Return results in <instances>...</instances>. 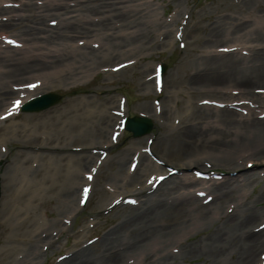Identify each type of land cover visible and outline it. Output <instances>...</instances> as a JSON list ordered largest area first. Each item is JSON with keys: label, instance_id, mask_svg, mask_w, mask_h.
I'll list each match as a JSON object with an SVG mask.
<instances>
[{"label": "rangeland", "instance_id": "obj_1", "mask_svg": "<svg viewBox=\"0 0 264 264\" xmlns=\"http://www.w3.org/2000/svg\"><path fill=\"white\" fill-rule=\"evenodd\" d=\"M17 1L22 2L25 0H12L8 2L16 3ZM53 1L55 0H29L32 7L40 10V12L48 14L46 15V19L51 17V15H49L50 12L45 11L46 3L48 2L52 4ZM84 1L85 0H60L58 2L84 3ZM109 1L112 3L114 2L113 6L124 7V9L131 7L130 5H134L132 7L140 9L136 10V13H134L135 10L124 13L133 14L129 17V19H134L133 23H137V31L134 28L117 29L115 27L111 28L113 31L115 30L114 32H112L111 29L102 31L96 30V35H91L86 38L79 36L69 38V44L75 45H77L76 43L87 41V39H96L97 46H95V44H90L92 46L78 45V51L87 52L91 50L94 53H100L99 56L105 58L96 57L92 61L87 60L90 65H84L85 67L83 66L80 73L74 74L77 72L75 69L70 74H74L73 77L70 76L61 81L54 82L50 89L51 91L59 93L61 96L59 101L52 107L61 105L65 100L75 98L80 102V104H84L85 107L89 104L91 109H94V107H92L94 105L93 103H87L86 99H92L93 102L109 100L111 107H115L117 99L124 96L127 103L126 114L132 115L143 112L151 115L155 109L153 103V99H155L158 101V106L155 111L157 115L154 117L150 116L153 121V126L150 128V132L143 134L141 137H131L130 133L125 131L122 135L117 136L118 141H116L117 137L115 140L111 139V136H109L112 129L111 125L113 123L115 124V120L113 122L110 120L104 128L101 130L98 129L97 131L102 138L95 137L97 132L96 130H93L86 135L88 140L83 141L86 142V144H79L76 142L72 145L73 151L82 154L89 153L93 156L90 160L86 161L84 165L76 169L78 176H80V180L76 183V185L78 184V187L72 195V201L66 202L63 196H57L55 192H50L45 196V203L38 205L34 209V215L38 216L42 222H46L45 224L48 227L45 230L46 235L44 237V241L38 243L36 242L33 245V249L35 251H39L40 254L37 258L30 260L25 259L24 262H21L25 258L24 251L17 248V251L20 252L16 254V262L18 264H58L61 260L57 261V259L62 258V256L70 255L66 258L69 259L73 254H78V251L82 250L84 253H87V255L93 258L101 252L102 247H100V240L102 236L110 229L114 227L118 228V226L123 222L121 221L122 216H124L128 210L129 212L137 210L146 197H158L159 199H166L163 201L166 205L174 207L177 210L181 209L179 213L173 214L174 221L180 220L182 215L190 214L194 217V221L192 222L194 225L192 226V224H186L181 234L170 237L162 245L160 243L151 244L154 243L152 241L155 239L150 240L145 246L140 248L141 255L139 256L143 257L146 253H149V256H151L164 251L170 252L174 257V259H168V264H209L204 255L197 256V254H194L191 257L187 256L181 258V252L188 244L195 243V246L205 248V243H203L205 236L213 232L214 229L224 225V223L226 224L225 220L227 219V214L241 213L244 208H241L242 206L235 200H230L231 203H221V210L218 212L220 216H217L216 213L213 214L215 215L214 217L213 215L209 217L206 210L212 206L214 200L211 199L208 203L203 204L201 203L203 198L198 197L193 193L198 187H200V185L202 186L203 182L187 183L186 187H188V192L186 193L188 194L182 196L183 194L179 193L180 198L177 196V192L171 193L169 191H164V185L166 184L165 181L167 179L160 183L155 190L146 192V189L144 188V192L141 193L140 187L144 184L147 176L154 174V171L148 169L142 171V169H138V165L135 166L134 171H131V169L129 170L128 168V164L130 161L140 159L141 154L134 155L139 151H136V147L141 150L145 147L147 139H151V151L154 152L156 156H165L169 159V161H167L168 165L174 166L175 163L178 162L177 158L179 156L177 153L168 148L160 149L157 142V140L161 138L162 134L168 132L169 129L176 132V128L179 126L183 124H194L196 122L195 126L199 125L196 127L201 129L199 132L203 136H217V133L224 135V133L232 130V127H235V122L232 124H226L222 122V119H217L221 112L226 110L234 111V115L233 117H230V119L237 121L241 119L249 120L254 118L259 114L260 110H263L264 93L260 92V90L264 89V84L252 81L249 84L250 88L255 94L261 95L262 99L257 100L254 98H247L245 99L246 102L240 106V109H236L235 107L227 106L217 107L203 105L200 103L201 101L199 99L205 97L202 99L215 101L219 100V102L232 103L233 101L241 100L239 98L241 96L239 89H235L233 86L226 84H221L218 86V89H221L220 94L217 92H207L200 88L197 90L191 82V77H193L195 71L202 68L204 64L217 60L213 59L209 61V59L213 57L232 55L235 58H245V63L248 64L252 63V56L254 54L262 57L263 54H260V52L261 50L264 51V42L262 41L259 44L257 40H254L253 36L256 34L255 31H259L264 28V22L260 21V17H264V0ZM8 2H3V5ZM25 8L26 6L21 4L20 7L2 9V11H0V26L5 25L8 22L6 19H1L6 15H16L19 13L23 15L29 14L30 11ZM66 8L69 12H66L65 9L60 10V13H63L61 17L66 18V16H68L67 18H70L71 15H76L79 11V5L75 4L69 5ZM6 10L9 11L7 12ZM99 15L100 14H94L92 16L97 17ZM23 20L27 21L26 18ZM16 22L17 21H15L14 26L17 24ZM46 22L47 20H45V23H42L41 25H45ZM57 25L58 24L51 27V29H58ZM179 28L182 30L180 32L183 34V46L179 47V42L176 40L174 43L169 45L170 41L172 42L173 40V31ZM6 29L7 28L3 30ZM127 30H132L133 32H127ZM169 31H172V33H168ZM5 32L6 35L10 34L8 31ZM118 32L120 34H116ZM162 33L167 34L166 44H162L161 37L159 39V34ZM214 33H217L218 35L214 36ZM42 34L43 33H40L39 35ZM132 36H139L140 39L144 40L145 49H136L135 46H133V43L129 41ZM0 40H2L1 36ZM22 42L24 44V48L21 49L3 46L0 43V49L5 51L2 54L7 53L12 57H15L33 52H44L43 49L41 51L32 50L34 48L31 47H35V45L38 46L37 48L42 47V44L38 41L32 42V40L23 38ZM115 42H119L120 47H117L114 53L120 52L122 54L119 56H109L107 58L108 49L111 50L116 47ZM235 42L239 44V47L243 46L246 49H242L241 51V49L239 50L238 48L237 50L229 53L216 52L218 47ZM48 46L54 47L52 44H49ZM250 46L251 48H248ZM55 47H58V45ZM243 51L245 53H242ZM77 57L78 56L76 54L73 57H70V59L73 58V60H76ZM126 60L133 61V63L132 65L128 64V67L131 68L127 69L123 73L121 71H116L114 74H109L110 71H105L107 69H103L104 67H110L113 64L115 65ZM158 62L164 64L162 74V80L164 83L159 94L154 91L153 83L151 81L149 82L148 88L145 87V83L142 85V81L147 79L148 75L152 72L153 64ZM240 70L242 72L247 69ZM82 71H84V73ZM36 77L42 81L43 85L40 87L47 86L46 83L43 82L40 71H33L25 74L24 76L18 75L15 76L14 79L10 76L6 79L10 81L9 84L11 88V86L14 85L13 83L36 80ZM73 89H75V91H73ZM11 97L12 96H10V98ZM10 98H7L4 101L5 104L3 103L0 105V111H4L7 104L11 101ZM143 104L147 107L144 108ZM191 106H193V109H190ZM197 106H203L199 109V113L202 112L204 113L203 116L209 117L202 119L204 121L200 123L195 121V119L194 121H186L184 119L182 121V118H184L183 116L186 115V109H190L189 111L191 114L196 115L197 112L195 108ZM160 111H166L165 116L160 114ZM41 112L42 110L33 112L21 111V113L14 118L7 119L5 121L2 120L0 126H7L8 129L11 125H13L12 128L15 130V128L22 122L25 114ZM237 127L239 128H236L235 131H238V142L241 141L240 144L244 145L238 146L239 144H237L235 146H238L236 150H245L250 146L253 147L254 143H259L260 145L263 143L264 136L257 137L255 132L249 129L245 130L246 128L242 129L240 126ZM168 143L170 148H174L176 144H178V140L175 136L171 135ZM22 144H24V142L19 140L18 137H15L14 135L13 138L10 137L7 138V140L2 138L0 140V158H3L0 163V175L15 153L25 157V159L30 158V156L26 155V153H19L20 150L21 152L25 150V148L22 147ZM84 146H87L86 149H84ZM133 147H135V150H133ZM68 154L69 152L66 151L62 153V156L64 157V161L67 159L66 162H69V169L73 170L75 168L72 166ZM119 155L123 157L121 167H114L115 165H112V162H114ZM236 158L238 162L237 167H233L231 164L223 165L221 163H212L208 158L201 159L198 164L188 163L187 167L182 168L183 173L186 172V175L189 176L185 181H189V178L191 177V169H212L225 173L234 171L237 174V172L240 173L246 171L244 170L245 161L248 160V162L252 163V167L250 169L255 172L254 174L256 177L252 182L244 185L243 191H245V193L241 195L240 198H242L245 204H247L245 207L250 208L256 198L259 200L258 195L260 192L264 193V176H262L264 159L263 161H257L252 157L238 158V156H236ZM182 162L184 161L182 160ZM34 163L37 162L34 161ZM163 170L164 169L160 171ZM137 172H140L141 179L132 181L128 188L120 189L114 185V175L118 176V178L125 175L126 177L123 179V182H125L129 176L131 177ZM83 173H86L87 176L84 177ZM109 174L111 177H108ZM178 176L179 177L176 179L177 181L180 180V177H182L180 175ZM89 177H91V179H89ZM221 180L223 179H220L219 181ZM82 183L84 185V191L81 195H84V197L83 204H80L78 203L79 185ZM119 183L121 184V181ZM16 184L17 182L14 183V185ZM205 184H207V182ZM85 189L88 190L87 196H85ZM236 192H239L238 188L236 189ZM125 195L133 196L135 199L137 198L138 204L136 206H130L131 204L121 203L119 201L116 206L107 210V206H109L111 201L117 197ZM225 205H230V207H226ZM253 205H255L256 208L264 207V194L259 202L257 201ZM188 208L191 209L189 210ZM44 211H46V215ZM198 215H200V218L196 221L195 217ZM263 220L264 212L263 215H259L258 218L252 221L250 227H255ZM118 237H120V235ZM1 239L2 235L0 234V241ZM263 249L264 237L256 249L258 264H264ZM13 253V251L10 252L9 259L12 258ZM130 253H132L133 256L124 254L120 259L109 262L108 264H134V258H136L137 254L132 251ZM261 254H263L262 258L260 256ZM223 256L226 263H230L235 258V254L233 253L230 255L225 252ZM66 259L64 258V260ZM153 259L154 258L144 260L143 257L139 264H146L147 261L151 262ZM6 264H10V262Z\"/></svg>", "mask_w": 264, "mask_h": 264}, {"label": "bare ground", "instance_id": "obj_2", "mask_svg": "<svg viewBox=\"0 0 264 264\" xmlns=\"http://www.w3.org/2000/svg\"><path fill=\"white\" fill-rule=\"evenodd\" d=\"M58 1L60 0H55L52 4L46 3L45 11L50 12L49 15H51L47 19L46 15L48 14L32 7L29 0L19 1L16 6L25 5V9L30 11V13L26 15L20 13L16 15L12 14L7 19L11 21V19L15 18L14 21H17V24L14 26V23L10 24L7 22L5 25H2L3 27L0 26V32L7 28L5 31L11 33V35L6 36H14L19 41H23V38L32 40V42L38 41L42 44V47H31L34 48L32 50H44V52H33L15 57L9 54H7L8 57L0 56V105L12 94V90L9 87L10 81L6 79L7 77L11 76L14 79L18 75L24 76L33 71H40L43 82L47 85L46 87L36 88L37 93H40L48 89L54 82L61 81L70 76L73 77L74 74L80 73L84 65H90L87 60L92 61L96 57L105 58L99 56L100 53H94L91 50L87 52L78 51V46L69 44V38L72 35L87 37L96 35V30H109L115 27L117 29L134 28L137 31V23H133L134 19H129L133 14H124L127 11L135 10L134 13H136V10H140L132 7L134 5H130L131 7L124 9V7L113 6L114 2L112 3L109 0H85L84 3L74 2L73 4L79 5L77 15H74L73 19H63V17L61 19L60 16L63 13H60V10H66L67 4ZM2 8L4 7L0 6V11H2ZM94 14L100 15L97 17L92 16ZM24 18L27 21H24ZM55 18L57 20L59 18L57 23L58 29L52 30L50 24L41 25L45 23V20L49 22L50 19L56 20ZM260 21L264 22V17L261 16ZM111 31L114 32L115 30L111 29ZM127 32L133 31L127 30ZM40 33L43 34L39 35ZM255 33L253 36L254 40H257L258 43L264 42V28L255 31ZM217 35V33H214V36ZM129 41L133 43L136 49H145L144 40L140 39L139 36H132ZM49 44H52L54 47L48 46ZM88 44L89 41L83 43L85 46H88ZM56 45L58 47H55ZM115 45L116 47L113 49H108L107 58L122 54L120 52L114 53L115 49L120 47L119 42H115ZM76 54L78 56L76 60L70 59V57ZM260 54H263L262 57L254 54L252 56V63L249 64L245 63L246 59L235 58L232 55L210 58L209 61L213 59L217 60L208 62L202 68L195 71L194 76L191 77V82L197 90L200 88L204 91L217 92L218 94L221 92L218 86L226 84L239 89L240 99L254 98L260 100L262 99L261 95L255 94L249 85L252 81L264 84V51L261 50ZM130 68L125 66L120 68L119 71L123 73ZM75 69L77 72L70 75ZM240 69L247 70L241 72ZM82 72L84 73V71ZM148 82L145 81L142 85L145 83V87L148 88ZM23 83L26 82L13 84ZM40 85H43L42 81ZM33 94L35 92H28L25 97H30ZM86 101L87 103H93V110L89 104L85 107L76 98L68 99L50 110H42L41 113L25 115L15 130L12 127L7 129V126H0V140L2 138L6 140L10 137L13 138V135L18 137L19 140L24 142L22 147L25 148L22 152L20 150L19 153H26V155L30 156L29 159H25V157L15 153L11 161L2 170V175H0V234L2 235L0 241V264L8 262L10 264H18L16 262V254L20 251H17V248L24 251L25 258L21 262H24L25 259L30 260L38 257L40 252L35 251L33 245L36 242L44 240V238L40 239L41 232L48 227L45 224L46 222L40 221L39 217L34 215V209L38 205L45 203L46 195L50 192H55L57 196H63L66 202L72 201L76 183L80 180L76 169L84 165L93 156L89 153L82 154L73 151L71 146L76 142L86 144L83 141L88 140L86 135L89 132L101 130L107 125L108 121L113 120L112 114L109 113L111 108L109 100L93 102L92 99H86ZM143 105L144 108L147 107L145 104ZM201 107L203 106L195 108L196 115L191 114L189 111L193 109V106L190 109L187 108L186 115L183 116L182 121L183 119L186 121H194L195 119L198 123L203 122L204 120L202 119L209 116H203L204 113L202 112L199 113ZM160 114L165 116L166 111H160ZM233 115L234 111L226 110L221 112L220 116L217 117V119H222V122L226 124L235 122V127H232L233 129L224 133V135L217 133V136H203L199 132L201 129L196 127L199 125L195 126L196 122L194 124H183L176 128V132L169 129L168 132L163 133L161 138L157 140L158 147L160 149L168 148L177 153L179 156L177 158L178 162L175 163L173 168L179 170H182L188 163L198 164L204 158H208L212 163L231 164L233 167L238 166L236 156L238 158L252 157L257 161H263L264 141L261 145L254 143L253 147L250 146L248 149L238 151L236 150L237 147L244 144H240L241 141L238 142V131H235V129L239 128L237 126H240L242 129L246 128L245 130L249 129L255 132L257 137L264 136V119L256 117L249 120L241 119L235 121L230 119ZM171 135L175 136L178 140V144L174 148H170L168 143ZM95 137L102 138L98 132ZM237 144L239 145L235 147ZM66 151L69 152V160L75 168L73 170L69 169V162H66L67 159L64 161V157L62 156V153ZM158 157V159L163 161L164 165L168 164V158L160 155ZM122 158L121 155L117 156L112 165H115L114 167H121ZM33 161L37 162L35 167L31 164ZM245 162H248V160ZM137 165L138 169H142V171L145 169L156 171L163 169L161 165H154L145 154L140 155ZM262 170L264 171V169ZM254 173L251 169H248L240 173L237 172L235 178L234 176L229 177V175L222 176L224 180L214 181V183L205 186V189L209 190L207 195H212V200H214L212 206L206 210L209 217L216 213L218 216V212L221 210V203L230 202V200H235L244 210L241 213L227 214L226 224L224 223L221 227L214 229L213 232L206 235L203 239L205 248L195 246V243L186 245L181 252V258L197 254V256L204 255L209 264H258L256 249L263 240L264 228L261 230L251 229L250 224L259 215H263L264 207L256 208L253 204L257 201L259 202L264 193L260 192L258 195L259 200L256 198L250 208L245 207L247 204L240 198L245 193L243 191L244 185L255 179L256 175ZM110 174L108 177H111ZM125 177L123 175L118 178V176L114 175V185L120 189L128 188L132 181L141 179L140 172L135 173L131 177L129 176L123 182ZM176 179L177 177H167L164 191L171 193L178 192L179 198V192H184L183 190L187 189L185 183H192L193 181L199 183L198 180H194L193 178L185 181L188 178L183 176L178 181ZM120 181L121 184L119 183ZM15 182H17L16 185H14ZM237 188L239 192H236ZM198 190L203 189L200 188ZM184 193L182 196H185ZM164 200L166 199L146 197L137 210L130 212L128 210L122 216L121 221L123 222L118 228L114 227L102 236L100 240V247L102 248L97 256L92 258L87 253L78 252V254H73L69 259L63 260L58 264H108L120 259L124 254L133 256L130 253L131 251L137 254L136 256L141 257L139 256L141 255L140 248L145 246L150 240L155 239L152 241L154 243L151 244L160 243L162 245L170 237L181 234L186 224H192L194 217L190 214H185L182 217L180 216V220L174 221L173 214L179 213L181 209L177 210L174 207L166 205L163 202ZM225 206L228 207V205ZM191 208L188 209L190 210ZM199 218L200 215L195 217V220L197 221ZM119 235L120 237H118ZM12 251L14 253L12 258L9 259L10 252ZM225 252L230 255L232 253L235 254V258L230 263L224 261L223 255ZM149 255V253H146L143 256L144 260L154 259L151 262L147 261L146 264H168L169 258L174 259L170 252L164 251Z\"/></svg>", "mask_w": 264, "mask_h": 264}, {"label": "water", "instance_id": "obj_3", "mask_svg": "<svg viewBox=\"0 0 264 264\" xmlns=\"http://www.w3.org/2000/svg\"><path fill=\"white\" fill-rule=\"evenodd\" d=\"M142 118H133L127 121V127L132 130H144L148 128V124L143 122Z\"/></svg>", "mask_w": 264, "mask_h": 264}, {"label": "snow or ice", "instance_id": "obj_4", "mask_svg": "<svg viewBox=\"0 0 264 264\" xmlns=\"http://www.w3.org/2000/svg\"><path fill=\"white\" fill-rule=\"evenodd\" d=\"M30 87H35V85H30ZM18 104H19V102H17V106H18ZM89 179H91V177H89ZM87 192H88V190L85 189V196H87Z\"/></svg>", "mask_w": 264, "mask_h": 264}]
</instances>
